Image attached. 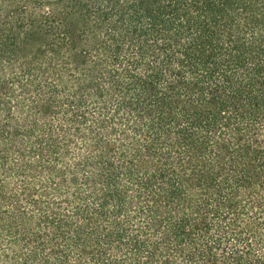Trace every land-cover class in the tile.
<instances>
[{
    "label": "trees",
    "instance_id": "16d2710c",
    "mask_svg": "<svg viewBox=\"0 0 264 264\" xmlns=\"http://www.w3.org/2000/svg\"><path fill=\"white\" fill-rule=\"evenodd\" d=\"M0 264H264V0H0Z\"/></svg>",
    "mask_w": 264,
    "mask_h": 264
}]
</instances>
